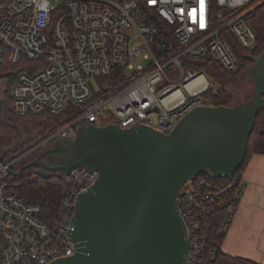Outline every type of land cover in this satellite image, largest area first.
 I'll return each instance as SVG.
<instances>
[{
  "label": "built area",
  "instance_id": "2783aa9c",
  "mask_svg": "<svg viewBox=\"0 0 264 264\" xmlns=\"http://www.w3.org/2000/svg\"><path fill=\"white\" fill-rule=\"evenodd\" d=\"M264 0H0V67L18 68L12 89L19 116L67 114L65 125L18 144L0 161V264H53L75 256L76 205L99 175L78 168L64 177L59 211L49 225L40 206L18 192L17 172L42 148L75 138L81 127L143 124L165 134L213 88L192 63L211 57L238 66L235 46L253 48L249 17ZM183 10V11H181ZM107 115L113 123L104 124ZM18 168V169H16ZM245 190L242 177H199L183 186L187 264H211L210 233L223 214L226 233Z\"/></svg>",
  "mask_w": 264,
  "mask_h": 264
},
{
  "label": "water",
  "instance_id": "95a60500",
  "mask_svg": "<svg viewBox=\"0 0 264 264\" xmlns=\"http://www.w3.org/2000/svg\"><path fill=\"white\" fill-rule=\"evenodd\" d=\"M248 75L254 85L250 100L198 107L169 134L143 124L81 127L75 138L57 140L10 172L21 177L31 170L62 180L84 168L99 175L76 205L71 239L78 253L53 264H187L190 240L179 211L180 191L202 175L226 180L243 167L264 109V48ZM18 144L0 152V161Z\"/></svg>",
  "mask_w": 264,
  "mask_h": 264
},
{
  "label": "trees",
  "instance_id": "16d2710c",
  "mask_svg": "<svg viewBox=\"0 0 264 264\" xmlns=\"http://www.w3.org/2000/svg\"><path fill=\"white\" fill-rule=\"evenodd\" d=\"M248 23L257 35V43L253 48L240 49L237 46L234 47L239 59L236 69L225 70L211 57L192 63V67L206 73L213 85V88L206 95L209 106L232 107L237 104L235 96L243 90L242 83L248 75L254 59L264 48V5L249 17ZM19 71L18 68H13L7 63L0 67V77L5 80L6 84L4 100L0 103V116L11 124L25 123L29 125L33 131L38 133L37 135L61 129L66 124V113L41 116H19L13 113L12 89L17 83ZM114 121L113 117L107 115L104 124ZM255 154L264 155V109L259 111L253 134L248 142L246 161L235 175L236 178L243 176L245 168ZM201 177L208 178L207 175ZM13 182L18 185L21 199L40 206L43 212L42 221L52 225L59 211L63 181L55 177L49 179L37 177L33 171L29 170L23 176L14 178ZM218 182H224V180H218ZM216 218L217 224L210 233L209 240L210 246L216 248V256L211 264H258L245 258L228 256L222 251V243L226 233L219 234L218 227L223 214L217 215Z\"/></svg>",
  "mask_w": 264,
  "mask_h": 264
},
{
  "label": "crops",
  "instance_id": "0c3cea01",
  "mask_svg": "<svg viewBox=\"0 0 264 264\" xmlns=\"http://www.w3.org/2000/svg\"><path fill=\"white\" fill-rule=\"evenodd\" d=\"M242 179L245 190L222 251L231 257L264 264V155L251 157Z\"/></svg>",
  "mask_w": 264,
  "mask_h": 264
},
{
  "label": "rangeland",
  "instance_id": "374dc122",
  "mask_svg": "<svg viewBox=\"0 0 264 264\" xmlns=\"http://www.w3.org/2000/svg\"><path fill=\"white\" fill-rule=\"evenodd\" d=\"M243 90L235 96L237 102H246L251 99L254 92V85L249 75H246L243 83ZM6 91L5 80L0 77V103L4 100ZM29 125L25 123L11 124L0 116V152L13 148L17 143L23 144L27 140L35 139L38 135ZM18 169V168H16Z\"/></svg>",
  "mask_w": 264,
  "mask_h": 264
},
{
  "label": "flooded vegetation",
  "instance_id": "af4514ba",
  "mask_svg": "<svg viewBox=\"0 0 264 264\" xmlns=\"http://www.w3.org/2000/svg\"><path fill=\"white\" fill-rule=\"evenodd\" d=\"M52 146H47V147H45V148H42L41 150H40V152L37 154V156L34 158V159H32V160H30V161H28L27 163H29V162H31V161H34L35 159H37V158H39L43 153H45L47 150H49L50 148H51ZM47 165H49L50 166V162L46 159V158H44V160H43ZM26 164V163H25Z\"/></svg>",
  "mask_w": 264,
  "mask_h": 264
},
{
  "label": "snow or ice",
  "instance_id": "6c2138e0",
  "mask_svg": "<svg viewBox=\"0 0 264 264\" xmlns=\"http://www.w3.org/2000/svg\"><path fill=\"white\" fill-rule=\"evenodd\" d=\"M201 3H203V0H201ZM181 11H183V10H181Z\"/></svg>",
  "mask_w": 264,
  "mask_h": 264
}]
</instances>
